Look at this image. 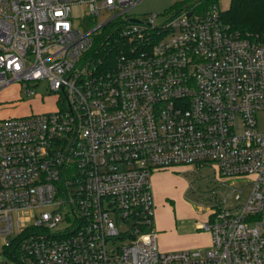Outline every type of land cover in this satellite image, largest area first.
Segmentation results:
<instances>
[{"label":"built area","instance_id":"1","mask_svg":"<svg viewBox=\"0 0 264 264\" xmlns=\"http://www.w3.org/2000/svg\"><path fill=\"white\" fill-rule=\"evenodd\" d=\"M141 1L0 0V92L46 81L57 98L0 120L6 261L264 264V43L227 31L221 0H184L161 26L131 15ZM80 6L79 21L111 16L81 31ZM103 30L119 38L110 61L95 55ZM209 164L250 192L200 226L210 247L161 252L150 175Z\"/></svg>","mask_w":264,"mask_h":264},{"label":"rangeland","instance_id":"2","mask_svg":"<svg viewBox=\"0 0 264 264\" xmlns=\"http://www.w3.org/2000/svg\"><path fill=\"white\" fill-rule=\"evenodd\" d=\"M138 1V0H137ZM184 0H143L137 4L131 11V15L138 17L140 20L152 17L154 25L161 26L173 15L174 11L182 5ZM189 1H186V3ZM231 0H221L220 10L225 12L230 6ZM86 9L82 6L73 11L74 22L78 24L81 31H87L97 25L105 22L111 15L108 12H103L95 21L78 20L84 18ZM82 17V18H81ZM57 98L47 90L46 81L39 82L35 87V94L26 96L22 93L17 84L11 85L0 92V120L6 118H19L31 114L49 112L55 109ZM50 108V109H49ZM257 126L260 132H264V112L257 114ZM177 171L172 169L162 170L163 176L158 178V181L164 190L160 191V196L174 203L180 211V197L176 198L172 191L179 183L186 186V192L181 200L191 208V220L201 224H208L209 216L218 207L233 208L237 204L234 196L241 191L242 198L250 192L251 177L242 178H226L220 175L215 164H209L202 167L195 165H184L176 167ZM159 173V172H156ZM156 173H152L149 177L152 198L154 202V218L156 217L157 200L151 186L152 179ZM226 202L223 203V200ZM168 202V205H171ZM174 206V205H172ZM185 212L186 211H182ZM189 225V223L187 224ZM207 232V231H206ZM6 257L0 254V264H15L12 261H6Z\"/></svg>","mask_w":264,"mask_h":264},{"label":"crops","instance_id":"3","mask_svg":"<svg viewBox=\"0 0 264 264\" xmlns=\"http://www.w3.org/2000/svg\"><path fill=\"white\" fill-rule=\"evenodd\" d=\"M50 109V108H49ZM173 171L179 169L172 168ZM153 177H151V186L153 193L156 195L157 210L156 217L154 220V230L157 235V245L161 252H175V251H188L195 249H204L210 247L211 236L205 230H202L201 223L193 222L191 220V208L185 202L181 200L182 196L186 192V186L179 183L172 194L176 197H180V208L182 212L170 203V200L160 196V191L164 190V185L161 187L158 178L163 176L164 173L157 171ZM179 196V197H178ZM168 202L171 205H168ZM174 205V206H172ZM189 223V225H187Z\"/></svg>","mask_w":264,"mask_h":264},{"label":"trees","instance_id":"4","mask_svg":"<svg viewBox=\"0 0 264 264\" xmlns=\"http://www.w3.org/2000/svg\"><path fill=\"white\" fill-rule=\"evenodd\" d=\"M221 19L227 31L264 43V0H231ZM118 39L116 33L103 30L95 41V55L103 60L114 59L118 55Z\"/></svg>","mask_w":264,"mask_h":264},{"label":"water","instance_id":"5","mask_svg":"<svg viewBox=\"0 0 264 264\" xmlns=\"http://www.w3.org/2000/svg\"><path fill=\"white\" fill-rule=\"evenodd\" d=\"M130 22H136L135 20H130Z\"/></svg>","mask_w":264,"mask_h":264}]
</instances>
